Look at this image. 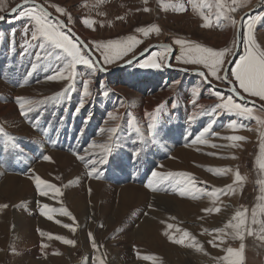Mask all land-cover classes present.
I'll return each instance as SVG.
<instances>
[{
    "label": "rangeland",
    "instance_id": "1",
    "mask_svg": "<svg viewBox=\"0 0 264 264\" xmlns=\"http://www.w3.org/2000/svg\"><path fill=\"white\" fill-rule=\"evenodd\" d=\"M34 1L44 5L91 45L101 62L103 56L95 50L96 42L124 41L129 36L142 42L123 59L103 65L107 71L118 70L111 74L98 71L91 77L93 95L84 98V107L77 112L82 99L81 81L88 78V70L82 65L76 67L78 75L70 100L57 102L58 94L69 83L48 79L62 63L54 59L58 50H52L53 55L48 56L49 49L28 47L32 23L13 12L23 0H0V17L6 15L0 20V127L7 134L0 136V205H8L0 209V264H101V259L103 264H226L220 259L226 255L223 249L237 248L240 241L226 237L225 244L213 247L208 244L216 235L213 230L224 227L236 211L243 209H248L249 220L254 209L257 218L264 220L258 211L264 204L260 199L264 196L260 183L264 182V170L259 167L264 160L261 151L264 127L253 119L215 109L221 102L216 92L231 95L221 91L228 88L223 81L213 79L209 85L198 74L173 71L166 66L159 69L138 66L162 52L163 47L120 68L147 48L168 43L176 51L171 66L193 72L199 66L177 60L181 49L174 40L222 50L233 47L236 28L224 23L218 26L214 7L204 8L212 26L203 27L205 21L192 10L188 0H148L147 4L144 0ZM258 1L250 0L232 15L239 21ZM180 3H184L186 11L174 10ZM55 6L65 9L71 19L58 13ZM145 7L150 11H143ZM257 15L264 17V10L244 23L240 57L245 54L247 23ZM85 19L95 22L92 28L83 23ZM151 25H158L161 32L144 37L136 31ZM253 32L259 47L264 49V19L253 24ZM35 43L31 41L32 45ZM158 62L164 63L159 59ZM194 90L200 93L195 105L191 103ZM240 92L264 104L258 97H249L242 89ZM17 98L39 103L26 105L34 110L25 117L20 113ZM233 99L245 104L234 96ZM159 105L163 107L156 112ZM245 105L264 117L260 109ZM154 117L155 139L149 130ZM230 123L244 127L233 131ZM208 125L211 129L204 137L207 143L194 142ZM113 128L115 133L111 131ZM232 135L246 139L240 142L224 139ZM8 137H14V141L9 143ZM233 143L239 146L232 147ZM93 144L107 145L110 151L93 148ZM45 156L51 159L46 160ZM224 169L231 171L215 173ZM236 170L245 177L241 186L234 184ZM153 172L173 175L156 185L157 191L153 192L147 187L155 183ZM37 175L60 192L49 190L46 185L37 188L34 179ZM190 181L194 183L192 190L180 195ZM229 185L236 188L235 193H220L215 203L206 194L226 190ZM41 190L48 195L42 196ZM45 204L55 210L49 212L51 220L41 214L46 211ZM209 207H219L221 211H202ZM61 209L70 212L75 220L60 214ZM216 217L220 219L212 220ZM64 224L75 227L76 231L63 227ZM169 224L173 225L172 229L168 228ZM252 228L257 231L244 241L245 264H264V241L257 238L259 224ZM176 229L191 233L208 255L174 244L164 235L168 232L179 236L181 233ZM41 232L72 239L76 244L49 240ZM89 233L99 250L92 247ZM44 244L48 247H42Z\"/></svg>",
    "mask_w": 264,
    "mask_h": 264
},
{
    "label": "snow or ice",
    "instance_id": "2",
    "mask_svg": "<svg viewBox=\"0 0 264 264\" xmlns=\"http://www.w3.org/2000/svg\"><path fill=\"white\" fill-rule=\"evenodd\" d=\"M148 0H144V3L147 4ZM250 0H213L212 3H209L208 0H188V3L191 5V8L194 12H197L200 17L205 21L202 25L203 27H211L212 22L209 19V16L205 14L204 8L212 9L215 8L214 19L218 23V26L221 23L227 24L233 28L237 27L238 21L232 15L233 13L238 12L241 8L246 7ZM56 11L61 15H66L68 19H71L69 13L65 9L55 6ZM174 10L183 12L186 11L184 3H180L178 6L174 7ZM143 11H150L149 8L145 7ZM13 12L16 16L20 18H27L29 23H32V31L30 41L27 43L28 47H36L41 50L49 49L47 51L48 56H52V50H58L55 52L54 59L62 61L61 65L57 67L56 73L48 77L51 81L67 80L69 81L67 87L62 90L61 94H58L57 102L60 100H70L71 92L75 88V81L77 78L76 67L78 65L84 66L88 72L86 79L81 81V94L82 99L80 100L77 112L84 107V98H89L93 95V92L90 90L91 77L95 75L98 71H105L103 67L104 64L115 63L118 59H123L125 55L133 51L134 47L140 44L142 41L137 39L135 36H129L126 40L120 41H108L107 43H95V50L100 51L103 56V62L94 59L92 57V46L87 42L80 40L79 37L75 34H71V29H66V25L63 21H60L58 18L53 19L52 14L47 11V9L40 4L34 2V0H23L22 5L16 9H13ZM3 17H0L2 19ZM118 19H124V17H118ZM264 19L257 15L251 23H247V43L245 44V54L240 57L239 63L235 64V67L232 70H229L226 67V59L230 57V54L233 52L236 42L233 41V47H225L222 50H214L210 47H204L200 44H193L189 41L175 39L174 44L180 46V55L177 57V60L183 64L197 65L198 75L203 78L204 82L211 85L212 80L218 81H227L232 85L230 91L235 95L239 96L241 100L245 97L241 94L240 90H243V93H246L249 97H258L260 101H264V49H261L254 37L253 24L256 21ZM83 23L92 28L94 21L90 19H85ZM240 27H244V18H240ZM94 30V29H93ZM137 32L141 33L144 37H148L151 33L155 32L159 34L161 29L158 25H151L148 27H141L136 29ZM28 34V29H25V35ZM31 41H35V45L31 44ZM172 47L170 45H165L162 52H157L152 55L151 59H145L143 62L139 63V67L142 69H159L167 63L168 53L172 52ZM39 58V57H38ZM163 61L164 63L158 62ZM127 63H132L131 60ZM234 77V79H233ZM20 86H24L21 84ZM199 90H194L192 92L191 103L195 105L197 103V98L199 97ZM105 96L108 95L107 92L104 93ZM215 95L221 101L215 106V109L224 110L228 113H233L237 116L253 119L259 125L264 127V117L257 115L254 112V109L236 102L233 99V96H224L219 92H216ZM18 107L22 116L27 117L28 114L34 110L33 107H26V105H36L39 102L32 101L26 98H17ZM163 105H159L156 109V112H159ZM202 110L203 106H201ZM261 111L264 112V104L261 105ZM110 118L115 119L112 113L108 114ZM229 127L233 131H238L243 128V125L237 123H230ZM157 123L155 117L153 118L152 124L149 126L150 134L155 139L157 136ZM211 125H208L204 132L196 138V143H207L205 133L209 132ZM113 133L116 132V129L111 130ZM264 135V132L261 133ZM4 129L0 127V136H6ZM224 139L240 142L244 141L246 138L240 135H232L225 137ZM14 137H8V142L12 143ZM212 147H217V145H211ZM232 147H238L239 144L233 143ZM13 147L15 144L13 143ZM93 148L100 147L105 152H109L110 148L107 145H92ZM264 152V147L261 149ZM139 155V153H137ZM235 159L236 157H232ZM44 159L50 160L51 158L45 156ZM83 159V157H80ZM106 162V161H102ZM86 163H94V161H86ZM261 170H264V160L259 163ZM96 171V169H93ZM209 171H214L209 169ZM230 169L224 170H215L216 174L221 172H228ZM173 174H160L158 172H153L152 176L155 180V183H149L147 187L151 191H157L156 185L163 183L165 180L169 179ZM35 183L37 188H40L41 185H46L49 190L59 193L60 190L55 185L49 184L44 181L40 176H35ZM245 182V177H243L239 170L235 171L234 174V184L236 186H241ZM262 189H264V182H260ZM194 187L193 182L186 184L180 191V195H184L185 192L192 190ZM236 188L229 185L226 190H217L211 193H206L212 198V202L215 203L220 198V193L225 195L234 194ZM206 191V190H201ZM40 194L48 195L47 191L41 190ZM261 200H264V196L260 197ZM8 205H0V209L7 208ZM43 208L46 210L42 212V215H45L49 220L53 219L52 215H49V212L55 211L50 209L49 205H43ZM207 213H219L221 209L219 207H209L204 209ZM259 214L264 215V204L259 206ZM60 214L67 215L71 219L75 220V217L71 216V213L66 209H61ZM258 212L254 209L251 213V218L248 217V209L238 210L235 212V215L229 220L224 227L213 230L216 235L213 236L212 240L208 241V244L213 247H219L222 244L226 243V237L231 238L232 240H239L240 244L237 248L228 246L223 249L226 255L220 259L226 262V264H245V239L246 236H252L256 234L257 230L252 228V225L259 224L258 232L260 233L257 238L261 241H264V220H259L257 218ZM60 223V221H56ZM63 227L68 228L70 231L75 232L76 228L68 224H64ZM169 229L173 228L172 224L168 225ZM177 232L181 234L179 236L170 235L168 232H165L164 235L168 236L170 241L174 244L182 245L189 248H194L197 252H202L204 255L208 253L204 250V247L199 242H196L195 237L192 236L186 230L176 229ZM207 231V230H205ZM210 235L212 233H209ZM41 235H47L49 240L56 239L62 243L70 246H75L76 241L72 239H66L63 236H53L52 234H45L41 232ZM89 237L92 241V247L96 250H99V246L95 242V238L89 233ZM186 240H189V243H185ZM219 241V244L217 243ZM42 247L47 248L48 245L44 244ZM58 254V253H54ZM142 259H151V257H141ZM101 264L103 260L101 259Z\"/></svg>",
    "mask_w": 264,
    "mask_h": 264
},
{
    "label": "water",
    "instance_id": "3",
    "mask_svg": "<svg viewBox=\"0 0 264 264\" xmlns=\"http://www.w3.org/2000/svg\"><path fill=\"white\" fill-rule=\"evenodd\" d=\"M262 1H263V0H260V3H262ZM34 2H35V1H34ZM35 3H37V2H35ZM37 4H40V3H37ZM21 5H22V3L16 5V6L14 7V9L18 8V7L21 6ZM40 5H42V4H40ZM43 6H44V5H43ZM44 7H45V6H44ZM45 8H46V7H45ZM46 9H47V8H46ZM263 10H264V4H263V3L260 4V5H255V7L253 6V8H252L251 10H247V11H246L241 17L244 18V23H245V21H246V19H247L248 17L253 16V15H255L256 13H258V12H260V11H263ZM47 11L50 12L48 9H47ZM50 13H51V12H50ZM8 14H10V13H8ZM51 14H52V13H51ZM2 17L5 18L6 15H4V16H2ZM241 17H240V18H241ZM3 18H2V19H3ZM52 18H53V19H57V18H58L60 21H63V20H61L59 17H57V16H55V15H53V14H52ZM0 20H1V19H0ZM63 22H64V21H63ZM64 24L66 25V29H65V31H67V29H71V28H70L65 22H64ZM236 30H237V32H236V45H235L234 54H233V56L231 57V59L228 61L227 65H226V67H228L229 70H232V68L234 67L235 63L237 62V60L239 59L240 55L242 54V50H243V34H244V28H241V27H240V19H239V21H238V24H237ZM71 34H75V36L79 37L80 40H82L81 37H80L79 35H77L73 29H71V33H70V35H71ZM82 41H83V40H82ZM165 45H170V44H168V43H160V44H155V45H153V46L147 48L145 51H143L142 53H140L138 56H136V57H134L133 59H131L132 63H133V62H137V61L143 59L144 57H146L147 55H149L151 52H153L154 50H156L157 48H162V47L164 48ZM170 46H171V45H170ZM171 47H172L173 50H172V52H170V55H169V57H168L167 63H166V65H165L166 68H167V69H171V70H173V71H180V72H183V73H194V74H198V71H197V70H194V71L192 72V71H189V70H187V69H185V68H174V67H172V66H171V63H172V59H173V57H174L176 51H175V49L173 48V46H171ZM91 54H92V57H93L94 59H97V58L95 57V55L93 54V52H92ZM97 60H98V59H97ZM129 64H130V63H125L124 65L121 66L120 69L125 68V66H127V65H129ZM116 70H118V69H115V70H113V71H107V70H105V71H102V72H104V73H106V74H111V73L115 72ZM223 83H224L225 86H227L228 88H222L221 91H223V92H225V93H228V94H231V95H233L237 100H239V101H241V102H243V103H245V104H247V105H249V106H253V107H256V108H258V109L261 110V105H262L261 103L255 101V100H251V99L245 97L244 95H243V96L245 97V99L241 100L239 96L235 95L234 93H232V92L230 91L232 85H230L227 81H223ZM213 87H215V86H213Z\"/></svg>",
    "mask_w": 264,
    "mask_h": 264
},
{
    "label": "bare ground",
    "instance_id": "4",
    "mask_svg": "<svg viewBox=\"0 0 264 264\" xmlns=\"http://www.w3.org/2000/svg\"><path fill=\"white\" fill-rule=\"evenodd\" d=\"M262 3L264 4V0L262 1ZM262 3H260V0L258 1V3L256 4V5H260V4H262ZM255 7V6H254ZM253 7H251L250 9H248V10H251ZM237 31V30H236ZM205 103V102H204ZM203 103V104H204ZM204 209V208H203ZM195 210V209H194ZM189 211V210H188ZM191 211V210H190ZM202 211H204V210H202ZM201 212V211H200ZM190 213V212H189ZM206 213V212H205ZM192 214V213H191ZM217 216V215H216ZM218 219H220V217H216V218H214V219H212V220H218ZM18 221V220H17ZM18 223V222H17ZM144 223H145V221H144ZM21 224V223H20ZM150 223H148V224H145V227H148V225H149ZM143 227V226H142ZM144 228V227H143ZM18 229V228H17ZM141 230V229H140ZM142 231V230H141ZM169 246V245H168ZM178 259V258H177ZM169 260V259H168Z\"/></svg>",
    "mask_w": 264,
    "mask_h": 264
}]
</instances>
